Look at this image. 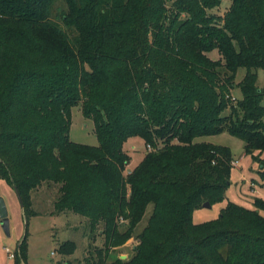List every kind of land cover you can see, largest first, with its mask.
Instances as JSON below:
<instances>
[{
    "label": "trees",
    "instance_id": "obj_1",
    "mask_svg": "<svg viewBox=\"0 0 264 264\" xmlns=\"http://www.w3.org/2000/svg\"><path fill=\"white\" fill-rule=\"evenodd\" d=\"M230 2L213 16L221 0H0V179L26 216L34 191L60 185L54 213L81 216L104 238L93 264H264V200L192 221L224 199L233 161L229 148L196 139H240L264 182V0ZM75 105L97 146L69 140ZM131 137L152 151L124 175ZM148 205L132 258L111 260Z\"/></svg>",
    "mask_w": 264,
    "mask_h": 264
},
{
    "label": "rangeland",
    "instance_id": "obj_2",
    "mask_svg": "<svg viewBox=\"0 0 264 264\" xmlns=\"http://www.w3.org/2000/svg\"><path fill=\"white\" fill-rule=\"evenodd\" d=\"M231 5L230 0H221L220 6L211 11L209 15L223 16ZM211 60H219L216 50L207 54ZM245 75L244 69H238L234 78V88L229 92V104L235 105L241 98L237 84ZM257 87L264 89V71H257ZM264 105V99L262 101ZM68 138L72 143L97 146L98 141L94 132V125L90 119L83 116L80 105H75L70 110V126ZM196 142H206L214 146H224L230 149L232 159L238 160L239 165L232 167L229 185L225 191L224 199L211 205L210 208L196 209L192 214L194 224H202L216 220L221 209L228 203L253 209L254 199L264 200L263 180L258 174L259 165L252 155H246L243 142L227 132L218 135L202 137ZM123 150L130 157V163L124 170L126 175L141 163L147 152L146 145L140 137L128 138L123 144ZM255 181L259 195L254 194L249 187V182ZM60 185L43 183L32 193V209L35 214H26L22 203L14 188L5 180L0 179V196L4 198L10 220V236H7L0 224V264H15L18 257L20 264H86L84 260L91 258L89 264L95 260L94 249H104V238L100 231L89 233L87 220L71 212L54 213V205L59 196ZM152 205H148L145 214L133 231L131 237L122 245L110 251L111 260L125 256L122 261L132 258L135 249L139 246V235L146 226L151 214ZM123 230V229H121ZM66 242H73L75 249L71 254H63L61 246ZM8 249L14 258H9ZM23 250L21 258L20 250ZM16 256V257H15ZM23 260V261H22Z\"/></svg>",
    "mask_w": 264,
    "mask_h": 264
},
{
    "label": "water",
    "instance_id": "obj_3",
    "mask_svg": "<svg viewBox=\"0 0 264 264\" xmlns=\"http://www.w3.org/2000/svg\"><path fill=\"white\" fill-rule=\"evenodd\" d=\"M15 192H16L18 198L20 199L19 192L17 191L16 188H15ZM20 201H21V199H20ZM202 207L203 208H210L211 205L206 202L202 205ZM0 224H1L2 229L5 232V234L7 236H10V220L8 217V209H7L6 202H5L4 198L1 196H0ZM124 258H125V256H121L120 259H124Z\"/></svg>",
    "mask_w": 264,
    "mask_h": 264
},
{
    "label": "crops",
    "instance_id": "obj_4",
    "mask_svg": "<svg viewBox=\"0 0 264 264\" xmlns=\"http://www.w3.org/2000/svg\"><path fill=\"white\" fill-rule=\"evenodd\" d=\"M232 162H234V160H233ZM235 162H237V165H236V166H238V165H239V161L236 160ZM236 166H235V167H236ZM232 167H234V166H232ZM129 171H131V170H129ZM261 186L264 187V182H262V185H261ZM249 187H250V190H251L254 194L259 195L258 191L256 190V187H255V181H254V180H251V181L249 182ZM24 264H25V263H24Z\"/></svg>",
    "mask_w": 264,
    "mask_h": 264
},
{
    "label": "built area",
    "instance_id": "obj_5",
    "mask_svg": "<svg viewBox=\"0 0 264 264\" xmlns=\"http://www.w3.org/2000/svg\"><path fill=\"white\" fill-rule=\"evenodd\" d=\"M146 149H147V151H152V148L150 146H147ZM231 165L235 167L237 165V162L234 161L231 163ZM6 251L9 255V258L13 259L14 255L8 249H6Z\"/></svg>",
    "mask_w": 264,
    "mask_h": 264
}]
</instances>
